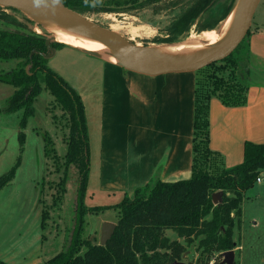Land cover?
I'll list each match as a JSON object with an SVG mask.
<instances>
[{"label":"trees","instance_id":"16d2710c","mask_svg":"<svg viewBox=\"0 0 264 264\" xmlns=\"http://www.w3.org/2000/svg\"><path fill=\"white\" fill-rule=\"evenodd\" d=\"M61 1L80 11V7L91 0ZM206 2L209 0H199L194 7L202 8ZM231 6L221 18L226 17ZM2 9L0 6V19L16 28L0 29V59L19 60L16 67L0 73V81L14 86L4 111L23 110L21 127L25 125L27 118L35 113L34 101L42 89L41 73L45 88L61 104L68 117L69 132L61 184L67 182L73 165L78 167L79 172L72 223L67 229L63 248L41 264H172L182 260L186 251V245L179 238L187 244L198 239L197 250L201 254L195 264H209L212 258V264H222V252L236 247L233 239L235 216H240L244 192L254 185L259 172L264 169V143L245 142L243 161L226 167L222 155L209 146V101L215 96L228 106L246 103L249 31L231 54L197 70L202 75L195 89L191 176L177 181L153 178L144 186L137 187L132 196L124 195L117 204L88 206L85 196L89 176V140L81 96L47 66L46 55L50 53L47 36L28 29ZM195 14L186 13L175 26L181 25L183 31L186 30ZM203 29L206 28L199 31ZM50 46L57 49L69 45L51 41ZM241 48L243 51H240ZM216 64H223L217 67L221 72L205 74L207 84H204L201 80L203 69ZM24 137V132L20 131L21 150ZM45 142V152L49 154L51 138L46 136ZM19 164L20 157L13 167L0 175V189L12 180ZM218 190L223 191L222 200L215 204L212 194ZM108 209L117 211L116 227L110 239L103 245L82 240L86 215ZM44 214L42 227L45 226ZM168 229L175 232L177 238H170L166 234ZM83 246L85 250L81 252ZM0 264L13 263L0 259Z\"/></svg>","mask_w":264,"mask_h":264},{"label":"rangeland","instance_id":"374dc122","mask_svg":"<svg viewBox=\"0 0 264 264\" xmlns=\"http://www.w3.org/2000/svg\"><path fill=\"white\" fill-rule=\"evenodd\" d=\"M198 1L91 0L86 6L82 5L80 11L90 20L104 27H114L129 40L148 46L153 42L175 41L192 30L199 31L211 25L215 27L224 19L221 18L223 12L229 5H233L235 0H209L202 8L194 7ZM194 8L195 10L191 11ZM2 11L19 20L28 29L50 36L46 28L34 18L12 8L3 7ZM189 12L196 14L194 20L188 23V28L183 31L181 25L175 26V23ZM253 23H264V0H260L256 8ZM13 28L16 27L0 19V29ZM18 61L0 59V73L16 67ZM46 61L47 66L81 96L89 125V169L95 168L96 171V118L100 106L99 97L104 92L106 72L111 68L103 61L110 62L72 46L55 49L54 55ZM219 65L223 64L203 69L204 76L201 80L204 84H207V73L221 72L217 69ZM39 79L42 89L34 101L35 113L27 118L23 127V110L4 111L9 96L14 92V86L0 81V175L13 167L20 157V164L15 169L12 180L0 189V245L41 233V243L46 244V256L50 257L63 248L67 229L72 223L79 172L78 167L73 165L67 182L61 184L69 132L68 117L61 104L45 88L41 73ZM20 131L25 135L22 150ZM46 136L51 138V143L48 144L49 154L45 152ZM259 175L261 181H256L244 192L240 227L236 224L239 218L235 216L234 237L239 247L234 264H264V169ZM43 212L45 226L40 232L39 224ZM116 219L115 209L88 213L82 240L99 242L102 221L111 220L115 223ZM166 231L170 238L177 237L171 229ZM179 240L186 245V251L179 261L195 264L201 254L200 250H197L198 239L191 244H187L183 238ZM83 250L85 246L80 251ZM213 259L208 263L212 264Z\"/></svg>","mask_w":264,"mask_h":264},{"label":"crops","instance_id":"0c3cea01","mask_svg":"<svg viewBox=\"0 0 264 264\" xmlns=\"http://www.w3.org/2000/svg\"><path fill=\"white\" fill-rule=\"evenodd\" d=\"M247 41L246 103L228 106L215 96L209 101V146L222 155L226 167L243 161L245 142L264 143V23L252 19ZM103 62L111 68L99 97L97 169H89L88 206L117 204L153 178L187 179L194 156L195 89L202 74L146 75ZM87 127L89 134L88 122ZM242 204L237 226L242 222ZM41 223L42 216L40 232ZM40 238L41 233L0 245V259L13 264L43 263L55 254L46 256L48 249Z\"/></svg>","mask_w":264,"mask_h":264},{"label":"water","instance_id":"95a60500","mask_svg":"<svg viewBox=\"0 0 264 264\" xmlns=\"http://www.w3.org/2000/svg\"><path fill=\"white\" fill-rule=\"evenodd\" d=\"M237 2L238 0L234 1L228 14ZM259 2L260 0H241L236 18L228 34L211 50L190 59L159 56L153 53L148 46L139 45L124 37L118 31L90 20L81 11L64 5L61 0H0V6L16 9L32 18L41 16L55 22L66 23L72 28L97 39L107 46L112 54L122 60L119 63L112 64L146 75H160L172 72L197 71L227 57L245 38ZM49 35L46 38L48 49H50V53L46 55L47 57H51L55 53V48L50 46V42L57 41L53 35ZM83 52L102 57L98 52L87 50H83ZM222 194V190L215 191L212 194L215 204L221 202ZM115 227L116 223L111 221H104L102 223L100 244L103 245L110 239ZM234 261V249L222 252V264H234ZM172 264L184 263L175 261Z\"/></svg>","mask_w":264,"mask_h":264},{"label":"bare ground","instance_id":"6f19581e","mask_svg":"<svg viewBox=\"0 0 264 264\" xmlns=\"http://www.w3.org/2000/svg\"><path fill=\"white\" fill-rule=\"evenodd\" d=\"M240 2L241 0H238L230 13L215 27L206 28L201 31L188 30V32L190 31L189 33L179 39H176L175 41L153 42L148 45V48L153 53L167 58L190 59L199 56L211 50L228 34L236 18ZM34 19L41 23L43 27H45L46 30L59 42H64L69 46L80 49L81 51L87 50L98 52L105 60L111 63H119L122 61L117 56L112 54L109 48L97 39L72 28L66 23L55 22L41 16H35ZM112 29L118 31L114 27H112ZM137 44L140 45V43Z\"/></svg>","mask_w":264,"mask_h":264},{"label":"built area","instance_id":"2783aa9c","mask_svg":"<svg viewBox=\"0 0 264 264\" xmlns=\"http://www.w3.org/2000/svg\"><path fill=\"white\" fill-rule=\"evenodd\" d=\"M261 179V177H260V175H258V177H257V180L256 181H259Z\"/></svg>","mask_w":264,"mask_h":264}]
</instances>
